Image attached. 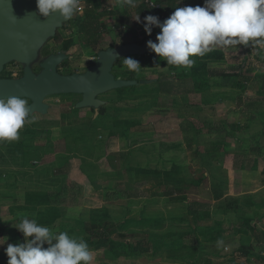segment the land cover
<instances>
[{
  "label": "rangeland",
  "instance_id": "obj_1",
  "mask_svg": "<svg viewBox=\"0 0 264 264\" xmlns=\"http://www.w3.org/2000/svg\"><path fill=\"white\" fill-rule=\"evenodd\" d=\"M98 1L103 11L123 9L125 2ZM86 5L81 2L77 13ZM136 17L128 11L124 27L105 30L95 46L74 44L75 32L66 24L31 68L38 72L40 61L64 49L69 58L58 71L83 72L100 48L151 36ZM211 50L190 57L191 67L167 65L153 54L138 61V72L119 62L128 56L120 58L115 76L164 78L181 87L167 94L148 93L144 84L114 89L100 96L109 103L94 121L74 106L60 120L47 110L34 113L35 122L22 127L17 140L0 141V239L6 240L0 257H7L9 243L24 242L13 225L27 217L83 237L92 264H264V49L250 41ZM22 69L11 62L0 77L17 78ZM196 80H205L204 89L192 90ZM48 97L51 102L57 95ZM61 121L67 125L62 130L72 132L65 147L49 135ZM206 151L218 152L216 164ZM70 157L78 169H65ZM170 189L177 195L166 194ZM100 240L107 246L97 250Z\"/></svg>",
  "mask_w": 264,
  "mask_h": 264
},
{
  "label": "clouds",
  "instance_id": "obj_2",
  "mask_svg": "<svg viewBox=\"0 0 264 264\" xmlns=\"http://www.w3.org/2000/svg\"><path fill=\"white\" fill-rule=\"evenodd\" d=\"M80 4L81 0H36L40 14L47 17L58 12L66 20L73 18ZM145 22L149 35L151 26L160 28L157 42L149 40L147 46L167 65L191 67L195 61L190 57L203 56L215 47L248 46L250 41L264 49V0H204L203 6L175 7L163 22L154 15L146 16ZM123 65L134 72L141 69L131 57ZM34 122L26 98L0 97V141L17 140L19 130ZM13 226L25 239L7 245V264H92L94 257L83 237L53 231L27 217ZM5 241L0 239V245Z\"/></svg>",
  "mask_w": 264,
  "mask_h": 264
},
{
  "label": "water",
  "instance_id": "obj_3",
  "mask_svg": "<svg viewBox=\"0 0 264 264\" xmlns=\"http://www.w3.org/2000/svg\"><path fill=\"white\" fill-rule=\"evenodd\" d=\"M88 0H81L85 2ZM69 20L52 13L45 17L37 10L36 0H0V73L11 62L22 65V75L17 78L0 77V97L21 96L27 99L30 112L46 114L51 95L73 94L80 99L75 108H92L95 115L104 103L101 94L114 89L151 83L154 79H126L113 74L120 58L144 55L149 51L147 42L156 41L152 34L142 43L123 42L96 52L83 72L62 74L58 67L69 58L66 50L48 54L39 62L40 70L31 65L37 60L42 46L56 35Z\"/></svg>",
  "mask_w": 264,
  "mask_h": 264
},
{
  "label": "trees",
  "instance_id": "obj_4",
  "mask_svg": "<svg viewBox=\"0 0 264 264\" xmlns=\"http://www.w3.org/2000/svg\"><path fill=\"white\" fill-rule=\"evenodd\" d=\"M156 2V6L155 8L151 9L144 1H142L141 5L138 7L137 12L141 15V17L143 18V21H145V17L148 15H154V16H160L162 15V18H159L160 20L162 19V21H164L166 18H168L170 16V14L175 10V7H179V5L176 3V0H155ZM165 3V12H162L163 10V5ZM204 4V0H184V5L188 6V5H202ZM100 5L101 2L98 0H88L87 1V5L83 8L82 11H80L79 13H76L73 18L71 20L68 21L67 25L72 28L74 30V44H78V45H85V46H95L99 43L100 39L103 37V35L105 34V30H106V26L105 24L100 20L102 15L105 13V11L100 9ZM146 22H144L145 25ZM152 35V30H151V34ZM113 46V45H110ZM103 49V48H100ZM212 51V50H211ZM214 53V51L208 53L211 54ZM153 54H155L153 51H149L148 53L142 55V56H128V57H132L133 59H135L136 61H139L142 58H146L148 56H153ZM159 57V56H158ZM160 58V57H159ZM163 60V58H160ZM119 62L123 63V59H120ZM118 62V63H119ZM126 79H134L133 76L131 77H126ZM195 80V79H194ZM155 84H151V85H141L140 87H144L147 88V92L148 93H160L163 92L164 94H167L169 92H175V90H177L179 87H181L180 85H176L174 86L168 79H157L156 82H154ZM183 86V84H182ZM139 86H132L129 88H122L119 90H132V89H137ZM205 87V80H200V81H193V87L192 90H196V88L198 89H204ZM262 88L264 89V85H262ZM182 92H184L185 90H181ZM186 91H189L186 89ZM198 153H200V150L198 151ZM216 152H208L206 151V155L208 157H212L211 163L212 164H216V159H215V154ZM218 154V152L216 153ZM205 177L202 176L201 178L197 179L199 182L204 179ZM176 182V181H175ZM193 184H196V182H193ZM177 188V187H174ZM181 190V189H180ZM179 190V191H180ZM175 194L177 195V192L174 191L173 189H170V191L166 192V194L169 193ZM182 192H184V190L182 189L179 193L183 194ZM119 196V195H118ZM116 198H120L119 197ZM221 196V193H218L215 195V198H219ZM189 212H193L195 213V215L197 214L198 211L196 210H189ZM227 212V211H224ZM243 224L247 222V219H245V217H243L242 220ZM122 248V250L124 251L125 248L122 245V243L119 244ZM106 242L104 240H100L98 241V243H96L94 245V248H96L97 250L100 248H104L106 247ZM8 257H0V261H7Z\"/></svg>",
  "mask_w": 264,
  "mask_h": 264
},
{
  "label": "crops",
  "instance_id": "obj_5",
  "mask_svg": "<svg viewBox=\"0 0 264 264\" xmlns=\"http://www.w3.org/2000/svg\"><path fill=\"white\" fill-rule=\"evenodd\" d=\"M142 1L143 0H130V2H129V0H125L124 4H122L123 9H121V7L120 8L108 7L107 11H105V13L102 15V17L100 19L105 24L106 30H109L110 27L111 28L112 27L113 28H121L122 26L124 27V25H122V23L127 22L128 18H126V16H127L128 11H131V10L134 11L138 17H140L141 20L139 21V23L143 24L145 21H143V18L137 12V9L141 5ZM176 3L179 5V7H181L180 5L184 4V0H176ZM162 5H163L162 6L163 7L162 12H165V9H166L165 3ZM130 7L131 8L133 7V9H131ZM101 10H103V9H101ZM123 42H125V41H123ZM62 96H64V95H62ZM50 98H53V99H51V102H50L49 97L46 99V103L49 105L48 112L51 111L52 115L54 113H57V114L53 115L56 120H60V118L64 119L65 114L68 113L67 111H69V110L71 111V108L77 102V101H75V102L70 103V99L68 100L67 98H63V97L60 98V95H57V98H55V99H54V97H50ZM67 101H68V104H67ZM60 103H62L63 106H61ZM67 106H69L71 108H69ZM79 112H83V113H79ZM77 113H79L80 117L83 116L85 118H90L92 121L99 118V115L95 117V114H94L95 112L93 113L92 108H82ZM80 114H83V115H80ZM72 119H73V116H72ZM61 123H62V121H61ZM71 124L72 125L74 124L73 121L71 122ZM63 126H67V125L65 123L64 124L62 123V126H61V124H60V126H57V125L53 126L49 132V135H51L50 133L52 131V135L50 136V141L52 140L56 144H59L62 147H65L67 145V141H69L68 137L69 138L71 137L72 132L63 131L62 130V129H64ZM103 127H107V126H103ZM108 127H110V126H108ZM111 130L112 129H110L109 133H111ZM62 147H60V149H62ZM57 153H55V154H57ZM61 153H65V151L61 152ZM61 153H59V154H61ZM66 160L68 161V165L65 166L66 170L68 168L71 169L72 166H74L73 169H78L79 166H77V165H79V164H78V161L74 157H70L69 160L68 159H66ZM79 183L82 184V181L79 180ZM261 236H263V235H261ZM259 243L264 244V236H263V238L259 239ZM0 263H2V262L0 261Z\"/></svg>",
  "mask_w": 264,
  "mask_h": 264
},
{
  "label": "flooded vegetation",
  "instance_id": "obj_6",
  "mask_svg": "<svg viewBox=\"0 0 264 264\" xmlns=\"http://www.w3.org/2000/svg\"><path fill=\"white\" fill-rule=\"evenodd\" d=\"M113 69H114V67H113ZM84 70H85V69H84ZM113 74H114V72H113ZM114 75H115V74H114ZM153 81L156 82L157 80L154 79ZM108 92H109V91H108ZM104 94H107V93H104ZM104 94H101V95H104ZM101 95H100V96H101ZM100 96H99V98H100L101 100H103L104 103L98 107V113L96 114V116L100 115V113L102 112V110H106V109H107V105H108V103H109L108 99H106V98H104V97H100ZM79 99H80V96H79ZM79 99H78V100H79ZM105 108H106V109H105ZM92 110H93V109H92ZM93 113H94V110H93ZM94 114H95V113H94ZM101 116H102V115H101ZM109 117H111V119H113V116L109 115Z\"/></svg>",
  "mask_w": 264,
  "mask_h": 264
},
{
  "label": "built area",
  "instance_id": "obj_7",
  "mask_svg": "<svg viewBox=\"0 0 264 264\" xmlns=\"http://www.w3.org/2000/svg\"><path fill=\"white\" fill-rule=\"evenodd\" d=\"M151 9L155 8L156 6V2L155 0H143ZM158 19L159 18H162L163 16L160 15V16H156Z\"/></svg>",
  "mask_w": 264,
  "mask_h": 264
}]
</instances>
